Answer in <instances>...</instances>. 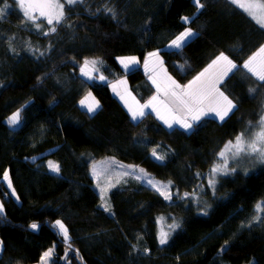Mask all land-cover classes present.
I'll use <instances>...</instances> for the list:
<instances>
[{"label": "trees", "instance_id": "trees-1", "mask_svg": "<svg viewBox=\"0 0 264 264\" xmlns=\"http://www.w3.org/2000/svg\"><path fill=\"white\" fill-rule=\"evenodd\" d=\"M201 3L197 12L194 0H83L49 26L26 20L15 0H0V264H35L52 247L51 264H264V218L257 219L264 217V164L220 177L214 190L207 184L219 151L263 110L264 82L243 64L264 44V29L231 0ZM186 27L197 35L178 51L165 48ZM152 51L180 85L228 55L237 68L220 88L237 109L225 121L204 117L187 132L169 129L149 110L132 122L109 84L125 77L139 99L149 97L140 66L125 71L118 58L141 62ZM92 59L105 82L79 73ZM89 91L101 104L94 114L78 105ZM17 110L22 122L10 127L6 118ZM153 150L165 159L157 161ZM101 158L171 181L172 199L128 176L101 199L91 175ZM5 170L17 199L2 181ZM56 220L68 241L59 239ZM173 223L180 228L160 245L159 228Z\"/></svg>", "mask_w": 264, "mask_h": 264}, {"label": "snow or ice", "instance_id": "snow-or-ice-1", "mask_svg": "<svg viewBox=\"0 0 264 264\" xmlns=\"http://www.w3.org/2000/svg\"><path fill=\"white\" fill-rule=\"evenodd\" d=\"M82 2L83 0H64V2H61V0H16V3L19 4V7L23 12V17L26 20L35 23L38 17L33 15V13H38L39 17L46 18L48 25L62 23L65 19L66 5L72 6ZM231 3L238 5L241 9L247 12L252 19H254L256 23L264 29V3H249L245 5L244 3H241L240 0H231ZM195 4L198 9L205 6L201 3V0H195ZM105 11L110 13L113 19L116 18L115 11L113 9H105ZM3 14L4 9H0V15ZM182 20L186 24L192 22L189 17H183ZM36 28H40L39 23H36ZM55 31L56 28L52 27L51 32L54 33ZM49 34V32L44 33L45 36ZM195 35H197L196 32H194L190 27H186L184 31L180 32L179 35L171 41L168 47L178 51L184 48L188 41ZM41 55H43V53H41ZM148 55L149 60L152 58H156L158 60L159 58V52H151ZM257 56L262 58L258 67L254 66ZM149 60L145 61L146 69L148 68ZM99 63L100 62L95 59L85 60L80 69L81 75L87 77L89 80L94 79L92 73L99 71L97 67ZM119 63L124 67V69L131 71L130 66L136 65L138 61L134 56L121 57L119 58ZM159 64L162 66L163 61H159ZM243 67L246 68L257 81L264 82V45L259 48L257 53H254L251 57H249V60L244 63ZM214 68H219L220 70L216 73L209 74L210 70ZM236 68L237 65L229 58V56L221 52L215 57V59L212 60L211 64H209L204 71L194 77V79L186 85H180L171 77L166 76L165 73L166 80L162 87L161 82L156 76H149V79L156 87V94L144 104L137 103L133 106L129 105L127 101H125V106L128 108L131 120L134 123L139 121L141 118L150 115L151 113L145 111V109L150 108L151 111L156 114L157 119L161 120L169 129H172L174 125H179L180 128L186 132L191 130L195 126V123L201 121L203 117L211 116L213 119L225 121L230 114L234 113L237 109V105L227 95H225L223 91L220 90L218 85L229 75V73L233 71V69ZM99 79L104 81L106 78L103 75H100ZM120 83L125 82L120 81ZM261 86H264V84ZM113 91H116L115 85H113ZM255 91L256 89H249L250 94ZM117 95H120V93H117ZM161 96L163 99H161ZM121 99L124 100V96H121ZM80 105L82 107H86L88 114H94L100 108L99 103L91 96V93L80 101ZM21 122L20 110L13 113L7 120V124L10 127L18 126ZM253 127L258 128L259 130L249 136L248 133ZM225 147L227 151H221L218 154L221 161L215 163L210 170L211 176L208 181V186L213 190L215 189L218 176L229 175L230 171H236L235 168L230 169V165L228 163V153H231V158L234 160L240 157L241 154H245L248 156H254L257 162L264 164V114L259 117L256 125H252L250 123L248 129L236 136L235 142L229 141ZM152 156L157 161H163L165 159L164 156L158 155L155 150L152 151ZM48 169L54 174L59 175L60 173V167L58 164L49 162ZM137 171L142 175H136ZM92 175L97 178L101 175V173L97 171V166L95 164L92 165ZM118 175L119 177L135 175L136 179L143 182L144 177H146L147 174L144 173L143 169H134L133 171L121 172ZM2 181L7 182L8 188L12 189V182L9 178V172L7 170L3 173ZM116 182L119 183V179H117ZM146 183L154 188L165 200L172 199V195L165 191V189L171 185V181H169L168 184L161 185L159 182L148 178ZM115 186V184L109 183L107 187L101 188V199L104 198V194L108 191V188ZM97 187H100V185L97 184ZM11 195H16L14 190L11 192ZM185 195L187 196L188 194ZM103 207L105 212L109 211L107 205H104ZM260 207L261 205L258 204L257 208L259 209ZM2 212L3 205L0 204V213ZM203 214L207 215V212L205 211ZM262 218L264 217H258L257 219ZM2 220L3 218L0 217V222H2ZM55 227L63 235L64 241H68L69 232L64 223L57 220L55 221ZM30 228L35 230L38 228V225L33 223L30 225ZM179 228V223H173L169 225L170 231L161 230L158 234V243L162 246L167 245L169 243L171 232H174ZM144 251L147 253L148 250L145 249ZM52 252V249L45 251L40 258V264H48L49 257H51Z\"/></svg>", "mask_w": 264, "mask_h": 264}, {"label": "rangeland", "instance_id": "rangeland-1", "mask_svg": "<svg viewBox=\"0 0 264 264\" xmlns=\"http://www.w3.org/2000/svg\"><path fill=\"white\" fill-rule=\"evenodd\" d=\"M16 1V0H15ZM194 2H195V0H194ZM240 2L241 3H244L245 5H247V4H249V3H264V0H240ZM18 4V3H17ZM18 7H19V4H18ZM20 8V7H19ZM200 9H198L197 10V12L199 11ZM243 10V9H242ZM22 11V10H21ZM247 13V12H246ZM248 14V13H247ZM258 14H259V11H258ZM33 15H35V16H37L38 18H37V20L38 19H43L46 23H47V20H46V18H44V17H39V14L38 13H33ZM249 15V14H248ZM250 16V15H249ZM251 17V16H250ZM190 19L192 18V16H190L189 17ZM251 19H252V17H251ZM253 21H255L254 19H252ZM256 22V21H255ZM54 25H56L55 23L53 24V25H49V26H54ZM184 31V30H183ZM179 35V34H178ZM176 37V36H175ZM194 37V36H193ZM192 37V38H193ZM175 39V38H174ZM173 40V39H172ZM171 40V41H172ZM171 41L165 46V48H167V49H169V45H170V43H171ZM264 45V44H263ZM152 52H157V51H152ZM258 52V50L256 51V53ZM149 53H151V52H149ZM147 60H149V55H147ZM230 58V57H229ZM231 59V58H230ZM261 57L260 56H257V59H256V61L254 62V66H259V64H260V62H261ZM97 60V59H96ZM143 60H145L146 61V59H143ZM232 60V59H231ZM249 60V59H248ZM247 60V61H248ZM159 61H163V59H162V57H161V55L159 54V58H158V60L156 59V58H152V59H150L149 60V63H148V65L150 66L149 68H145V70L146 71H151V72H153L154 71V76H161V72H160V69H158L157 67H159L160 66V64H159ZM233 61V60H232ZM234 62V61H233ZM246 62V61H245ZM235 64H236V62H234ZM100 64H98L97 65V67L98 68H102V65H100ZM237 65V64H236ZM244 65V64H243ZM81 69V68H80ZM246 69V68H245ZM220 69L219 68H214V69H212V70H210V73L209 74H212V73H216V72H218ZM233 71H235V69H233ZM232 71V72H233ZM231 72V73H232ZM79 73L81 74V71H79ZM148 73V72H147ZM231 73H229V74H231ZM92 75H93V77H94V79H98V80H100L99 79V76L100 75H103L104 76V74H102L101 72H99V71H96V72H93L92 73ZM84 78H87V77H85V76H83ZM88 79V78H87ZM225 79V78H224ZM101 81V80H100ZM106 81V79L103 81V82H105ZM219 88H220V86H219ZM220 90L221 91H223L222 90V88H220ZM224 92V91H223ZM89 93H91V96L92 97H94L95 98V100L99 103V100H97V98L95 97V95L94 94H92V92L91 91H89V92H87V96L89 95ZM225 95H227L226 93H224ZM228 96V95H227ZM78 105H79V103H78ZM99 105H101L100 103H99ZM81 107V106H80ZM262 107H263V110H260V111H258V114L256 115V117L254 118V120L253 121H248L247 123H246V125H245V127H244V129L239 133V134H241L242 132H244L246 129H248L249 128V125H250V123L252 124V125H256L257 124V122H258V120H259V117L262 115V114H264V99H263V102H262ZM82 108V107H81ZM16 112V111H15ZM15 112H13V113H15ZM12 115V114H11ZM11 115H9L6 119L8 120V118L11 116ZM193 129V128H192ZM259 129L258 128H256V127H253V128H251V131L248 133V135L250 136V135H252L253 133H255L256 131H258ZM190 131V130H189ZM238 134V135H239ZM236 138V137H235ZM235 138L234 139H231V140H229V141H232V142H235ZM228 141V142H229ZM228 143H226V145H227ZM225 145V146H226ZM223 147L220 151H219V153L221 152V151H227V149H226V147ZM218 153V154H219ZM52 161V160H51ZM221 161V158L219 157V155H218V159L215 161V163H217V162H220ZM228 163H229V165H230V169L231 168H235L236 169V171L235 172H231L230 171V174L229 175H223V176H218V178H217V180L220 178V177H222L223 179H229V177H232L233 175H236V174H240V173H249L251 170H254V169H256V168H260L261 167V165L262 164H260L259 162H257L256 160H255V158H254V156H248V155H245V154H241V156L240 157H238L237 159H232L231 158V153H228ZM56 164V163H55ZM93 164H95L96 166H97V171L98 172H100L101 173V175L97 178V177H94L93 175H92V172H91V175H92V179H94V183H93V187H94V189L97 191V193L100 195V197H101V188H104V187H107L108 186V184L109 183H112V184H115V185H117V179H119L118 178V174L119 173H121V172H124V171H133L134 169H136V170H138V169H143L141 166H131V167H129L130 165H127V164H125V163H120V162H117V161H115L114 159H110V158H101L100 160H96ZM92 164V165H93ZM236 165L238 166V167H236ZM112 167V169L111 168H108V167ZM214 166V165H213ZM243 167V168H242ZM129 168L131 169V170H129ZM240 168L242 169V170H240ZM91 169H92V166H91ZM144 170V173H146L147 175H146V177H144V181L142 182V183H146V180L148 179V178H151L153 181H157V182H159L161 185H165V184H163V182L162 181H160L159 179H157V178H153L152 176H150L148 173H147V171L145 170V169H143ZM136 175H142L141 173H139L138 171L136 172ZM132 177H135L136 178V176L135 175H131ZM210 176H211V171L209 170L208 171V175H207V184H208V181H209V178H210ZM7 183V182H6ZM97 184H99L100 185V187H97ZM147 184V183H146ZM148 185V184H147ZM150 186V185H149ZM151 187V186H150ZM7 188H8V185H7ZM113 190V187L112 188H108V191L104 194V198L103 199H105L106 198V196L109 194V192L110 191H112ZM8 191L11 193L12 191H13V187H12V189H9L8 188ZM165 191H167V192H169V187L167 188V189H165ZM16 199H17V197H16V195L14 196ZM1 202V201H0ZM105 202V201H104ZM260 205H262L261 203H260ZM261 208V207H260ZM260 208L258 209L257 207H256V209H255V212H258V210H260ZM57 221V220H56ZM62 222V221H61ZM53 224L55 225V221L53 222ZM65 225V224H64ZM160 229V231L161 230H163V231H170V229H164L163 227H160L159 228ZM58 230V229H57ZM159 231V232H160ZM58 236H59V239L60 240H63L64 241V238H63V235L59 232V230H58ZM52 255H51V257H50V259H49V262H50V264L52 263ZM35 264H37V263H35ZM40 264V263H39Z\"/></svg>", "mask_w": 264, "mask_h": 264}, {"label": "crops", "instance_id": "crops-1", "mask_svg": "<svg viewBox=\"0 0 264 264\" xmlns=\"http://www.w3.org/2000/svg\"><path fill=\"white\" fill-rule=\"evenodd\" d=\"M169 49H171V48H169ZM128 57H132L131 55H128ZM135 57V56H134ZM147 57V56H146ZM144 58V59H146L147 60V58ZM119 58H121V57H119ZM119 58H118V61H119ZM137 61H138V63L136 64V65H133V66H130L131 68H135V67H139L140 66V68H141V70H143V72H144V74H145V81L146 82H144L145 84L143 85L144 87L146 86V87H149V89L152 91L151 92V94H150V96L149 97H147L146 99H144V100H141V99H139L138 98V95L135 93V92H132V90H131V88H130V83L128 82V80L125 78V77H119L117 80H115V81H112V82H110V84H109V86H110V89H111V92L115 95V97L118 99V101H120V103H122L123 104V106H124V108L126 109V111L128 112V114H130L129 113V111H128V108L125 106V101H127V103L129 104V105H133V106H135L137 103H139V104H144V103H146V102H148L150 99H151V97L153 96V95H155L156 94V87H155V85H153V83H152V81L149 79V76H154V71L153 72H151V71H146L145 70V60H143V61H141L140 62V60H138L137 59ZM211 64V63H210ZM121 65V64H120ZM209 66V64L207 65V66H205V68H207ZM121 67L124 69V67L121 65ZM150 66L148 65V68H149ZM158 69H160V72H161V76H156L157 77V79L161 82V84H162V87H163V84H164V82H165V80H166V77H165V73H166V76H168V77H171L172 78V76H170L169 74H168V72L166 71V69L164 68V65L162 64V66L160 65L159 67H157ZM205 68H203V70L202 71H204V69ZM125 71H128V70H126V69H124ZM201 71V72H202ZM148 72V73H147ZM201 72H199L198 74H200ZM198 74H196L194 77H196ZM194 77H193V79H194ZM226 78V77H225ZM173 79V78H172ZM192 79V80H193ZM173 80H175V79H173ZM225 79H223L221 82H220V84L224 81ZM120 81H124L125 83H120ZM176 81V80H175ZM177 82V81H176ZM188 84V83H187ZM220 84L218 85V87L220 86ZM113 85H115V87H116V91H113ZM183 85V84H182ZM184 85H186V84H184ZM139 90V89H138ZM117 93H120V95H117ZM141 93V92H140ZM121 96H124V100H122L121 99ZM85 97H87V94L84 96V97H82L80 100H79V105H80V101L82 100V99H84ZM161 99H163V97L161 96ZM81 106V105H80ZM82 107V106H81ZM82 109H84V110H86L87 111V109H86V107H82ZM146 110H149L150 112H152L151 111V109L149 108V109H145V111ZM153 114L155 115V117H156V114L153 112ZM157 118V117H156ZM204 118V117H203ZM159 120V119H158ZM160 121V123H162V124H164L161 120H159ZM166 126V125H165ZM175 126H178V127H180L179 125H174L173 126V128L175 127ZM11 127H15V126H11ZM167 127V126H166ZM117 162H119V161H117ZM120 163H124V162H120ZM126 164V163H125ZM128 165V164H127ZM131 166V165H130ZM108 168H111L112 169V167L110 166V167H108ZM129 170H131L130 168H129ZM128 177H132L131 175H128ZM118 178H119V180L121 181L122 179H123V177H119L118 176ZM138 180V179H137ZM140 182H142L141 180H139ZM143 184V183H142ZM145 184V183H144ZM16 199V198H15ZM0 204H2L1 202H0ZM3 209H4V205H3ZM53 251H54V247H52L51 248ZM49 250V249H48ZM47 250V251H48ZM1 251H2V247H1V244H0V253H1ZM42 256V255H41ZM49 259H50V257H49ZM40 263V261L37 263V264H39ZM48 264H50V262L48 261Z\"/></svg>", "mask_w": 264, "mask_h": 264}, {"label": "built area", "instance_id": "built-area-1", "mask_svg": "<svg viewBox=\"0 0 264 264\" xmlns=\"http://www.w3.org/2000/svg\"><path fill=\"white\" fill-rule=\"evenodd\" d=\"M54 259H55V254L52 255V260H54Z\"/></svg>", "mask_w": 264, "mask_h": 264}]
</instances>
